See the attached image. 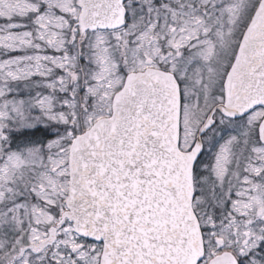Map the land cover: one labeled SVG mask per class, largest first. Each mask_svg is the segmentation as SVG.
<instances>
[{
  "label": "snow or ice",
  "instance_id": "6c2138e0",
  "mask_svg": "<svg viewBox=\"0 0 264 264\" xmlns=\"http://www.w3.org/2000/svg\"><path fill=\"white\" fill-rule=\"evenodd\" d=\"M0 264H264V0H0Z\"/></svg>",
  "mask_w": 264,
  "mask_h": 264
}]
</instances>
